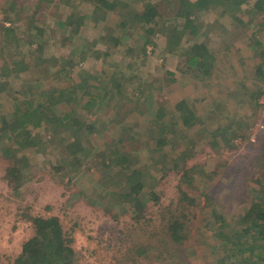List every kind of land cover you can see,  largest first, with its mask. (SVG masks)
<instances>
[{"label": "rangeland", "instance_id": "obj_1", "mask_svg": "<svg viewBox=\"0 0 264 264\" xmlns=\"http://www.w3.org/2000/svg\"><path fill=\"white\" fill-rule=\"evenodd\" d=\"M91 1L0 0V26L10 29L0 30V78L9 75L13 87H30L35 95L29 112L39 106L42 92L52 90L55 97L76 89L54 109L94 129L74 150L60 140L68 131L34 118L21 124L15 114L0 128V264H11L34 235L36 217L58 219L71 240L68 264H218L229 255L212 237L214 222L240 214L244 196L264 195V48L246 47L251 33L264 40L261 4L245 0L238 10L214 3L211 12L195 10L199 28L178 39L170 31L179 1L152 0L158 25L137 41L126 33L132 30L119 26L118 15L91 21ZM147 1L130 3L137 10ZM13 2L19 4L11 16ZM235 18L243 24L230 27ZM200 42L217 57L204 77L183 65L188 44ZM135 93L145 97L134 100ZM180 102L188 111L183 125L177 118ZM10 113L0 108V118L8 114L11 120ZM165 113L169 122L161 129ZM21 134L35 137L36 146L21 150L13 141ZM114 149L128 154L130 170L142 173L135 190L125 191L121 177L104 178L103 164ZM15 163L19 176L15 172L9 182L6 174ZM122 193L145 202L142 212L132 213L133 203L118 201ZM205 193L215 204L202 209ZM196 198L199 205L187 212ZM175 205L188 219L180 252L168 247L159 230L167 208ZM205 224L209 229L201 228ZM136 241L150 245L147 253H128Z\"/></svg>", "mask_w": 264, "mask_h": 264}, {"label": "trees", "instance_id": "obj_2", "mask_svg": "<svg viewBox=\"0 0 264 264\" xmlns=\"http://www.w3.org/2000/svg\"><path fill=\"white\" fill-rule=\"evenodd\" d=\"M178 1L181 8L178 10V14H176L174 17V27L170 31V35L178 39L184 36L183 34H185L187 30L196 32L199 28V26L196 25L194 17L192 16V12L194 13L195 10L205 11L213 3L227 8L231 7L229 9L232 10L233 8L234 10H238V7L245 2V0H197L195 2H191L189 0ZM18 4L19 3L16 2L10 3L9 10L11 12V16L17 12L15 8ZM91 4L93 5L91 21L106 22V20H108L109 16H112V14H114L113 16L118 15L121 18L119 26L124 29L132 30L134 34L131 33V31L126 33L130 34L131 38H136L137 41H139V38H142V35L145 34L146 31L150 30L149 27L151 25H158L156 21L159 17L158 7L157 4H154L152 0L140 4V7H138L137 10L134 8L133 4L130 3V0H92ZM259 4H261V9L264 11V0H259ZM214 8L215 7L213 6L208 10L211 12V10ZM18 19V16L13 17L15 23L18 21ZM234 24L241 25L243 22L241 19L235 18V20L230 22L229 26L232 27ZM1 29L2 31L10 30L8 27L2 28V26H0V30ZM249 37V39L253 40V42L252 44L249 42L246 45L247 48H250L251 50L252 48L255 49V47L258 49L264 48V40L263 42H258L254 33H251ZM188 45L190 46L185 50L183 65L185 68L191 69L193 73L197 74V76L200 75L204 77L207 69L209 72V70L213 68V63L217 57L214 55V53L210 52V50L206 49V45L203 42L191 43ZM145 47L142 49V51L146 53ZM3 54V48L0 47V59L4 57ZM261 54L262 56L264 55L263 50ZM255 64L260 66V60H256ZM167 74L171 77L174 76L172 72H167ZM8 76L9 75L0 78V108L5 107L6 109L9 107L11 110L9 115L12 117V119H8V114H2L3 116L1 115L0 118V128L9 126L11 123L10 121L15 120V114L18 115V119H20L19 121L21 124H23V119L26 120V122H30L29 120L34 118L37 119V121L44 122V125L50 128L52 127V129L61 128L65 132L68 131V136H66L65 133L60 134L63 137L60 140H68L70 147H72L74 150L77 149L79 145L82 146L83 140L87 139L94 133V129L91 127L92 125L89 126L87 124H83L78 119L72 117V115L68 116V118L62 117L61 115H58L54 109L61 103H67L68 100L73 96V92L76 89L72 91L67 90L66 92H62L55 97L53 96L52 90L47 91L48 89H45L44 91L47 92H42L39 106L36 107L35 110L29 112V107L34 102L33 98L35 94L30 92L31 90L29 89V86H25L23 89H20L10 85L11 82L8 80ZM77 86L79 87V85ZM64 97L66 98L64 100L65 102H63ZM133 97L134 100H136L142 99V97L145 96L135 93ZM24 101L26 102L23 103ZM23 104L25 105V108H27L28 112L23 109ZM177 107L180 113L177 118L182 121L183 125V123H187L188 121L186 117V113L188 112L187 107L185 104H183V102H180ZM113 113H115L114 107H112L110 117L113 116ZM47 116H49V118ZM168 122L169 117L168 114L165 113L164 118L160 123L161 129ZM151 123L152 122L150 121L147 124L145 127L146 130L149 129V125H151ZM34 125L36 126V123ZM67 128L71 129L67 130ZM34 138L35 137L30 136L29 134H25L24 136L21 134L15 135V137H13V141L20 147L21 150H26L32 149L36 146L34 144ZM160 138V141L164 143L166 138L163 135H160ZM150 139L152 142L156 139V137L153 136L150 137ZM121 143L123 142L119 141L118 146H120ZM163 143H160V145H163ZM152 145L153 144L150 143V146ZM18 167V164H16L7 171L6 176L9 182L14 181L15 172L16 176H19L18 172L20 170ZM103 167L107 172L104 175V178L111 180L112 177L116 179H118L117 176L121 177L123 179L121 182L122 187L125 189V191H127L129 187L131 190H135L137 183L141 181L142 178V173L139 171V169H129L128 154L121 153L118 151V149H114L112 156L107 159V162L103 164ZM114 168H116V170ZM260 176L262 177L261 174ZM257 183L258 185H261L262 182L259 179ZM237 185V183H234L231 187L234 189L237 187ZM240 191L241 190L239 188H236L234 189V194L239 193ZM151 193V191H148V194L153 195ZM202 195H205V203L202 206V209L210 208L213 206V203L215 204L208 194L205 193ZM253 195L254 193L252 192L251 194H248L242 198L244 207L242 208L240 214L237 216H232L229 218V221L224 219L223 216H219L221 219H218L214 222L212 227V237H214L217 244L218 242L222 243V249L227 251L229 255L221 258L220 260L217 259L216 262L218 264H226V260L228 258H234L235 264H264V195H262L260 199ZM118 197V201L126 200L135 205L133 208H131V210L129 209L132 213L142 212L140 205H144L145 202H141L140 204L137 202L135 197L127 200L126 197L130 196L125 193L118 195ZM196 201L198 204V198L190 200L188 206H186L187 212L192 210L191 207L196 205ZM167 211V216L164 218L159 230L166 236V244L168 247L171 246L174 248V251L180 252L183 250L181 247V242H183L186 237L189 236L187 232L184 233L186 225L188 224V219L186 218L187 215H183V210L181 212H177L179 211V205H175L171 211L169 208H167ZM31 222L34 235L21 245L19 254L15 257L11 264H68L69 258L72 259L73 256L72 249L69 246L71 240L66 238V232L63 231L58 219L54 217H36L32 218ZM201 228L203 230L207 229L208 224L203 225ZM215 229H217L216 232ZM129 247L128 253H131L134 256L140 255V253H147L150 245L136 241L133 242Z\"/></svg>", "mask_w": 264, "mask_h": 264}]
</instances>
